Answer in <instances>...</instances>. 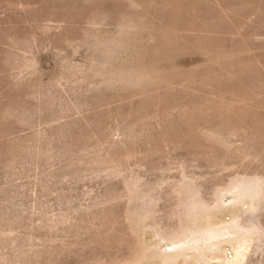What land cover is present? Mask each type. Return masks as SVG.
I'll use <instances>...</instances> for the list:
<instances>
[{"label":"rangeland","instance_id":"rangeland-1","mask_svg":"<svg viewBox=\"0 0 264 264\" xmlns=\"http://www.w3.org/2000/svg\"><path fill=\"white\" fill-rule=\"evenodd\" d=\"M263 162L264 0H0V264H111L158 235L126 182L155 196L199 177L211 201L231 168ZM173 190L155 196L170 229ZM210 215L264 231V199ZM250 240L244 261L228 245L180 264H264Z\"/></svg>","mask_w":264,"mask_h":264},{"label":"bare ground","instance_id":"bare-ground-1","mask_svg":"<svg viewBox=\"0 0 264 264\" xmlns=\"http://www.w3.org/2000/svg\"><path fill=\"white\" fill-rule=\"evenodd\" d=\"M137 75L138 74L134 75V73L133 74H123L122 76L120 75L121 76L120 80L121 82L135 83L137 81H140L143 78V76H140L141 79H139L138 76L140 74L138 76ZM115 79L118 80L119 78H115ZM239 130L240 129H238L237 131ZM244 133L241 134L242 137L240 135L241 139L244 137V135L248 136L246 132ZM249 133L250 132H248V134ZM214 135L216 136V138H218V140L221 139L224 142L226 139H228L231 142V143H227L228 145H231L233 143L231 139L233 136H235V134H231L229 135V137L227 136L219 137L217 133H215ZM254 137H255L256 142H258L257 141L258 138L256 137V135L252 136V138ZM246 139L248 140V143L244 144V142H247V141H243L244 140L243 139L241 140L242 141L241 143L243 144H240L237 142L235 146L236 147L235 151L238 152L239 156L241 157L240 159L242 160V162L246 161L253 154V153H250L251 150H248L250 147V145L248 144H251L250 141L251 140L253 141V139L251 138L249 139L246 138ZM255 143H253L252 145H254ZM255 146H253V148H255ZM254 150L252 149V151ZM256 154L260 155L258 153H255L254 156H256ZM106 157H109V156H106ZM257 157L259 156H256L254 159H256ZM221 167L224 168L225 165L221 164ZM231 170L233 173L230 175V177H228V179L225 182L220 183L216 186L211 201L206 200L207 198L204 199L203 195L202 197L200 196L201 191L199 194L198 187L201 185V183L199 186L197 184V180L199 181L200 179L199 177H197L198 179L195 180L196 179L195 176H194L195 179L190 178V177L188 178L187 175H186L187 177L181 176L182 179L180 178L181 180H179L178 183H177L178 180L176 181V184L174 183L176 186L175 185L172 186V187L175 186L174 187L175 190H173L174 188L169 190L171 191L170 194H172V197H173V193H172V190H173L174 194L176 195V196L174 195V198H177V201H176L177 203H174L176 199H174V202L172 201L174 204H176V206L174 205L176 209L174 213L171 212L173 215V218H169V219L176 221L174 220V218H176L178 224L176 225V227L172 229H170V226L169 228H166L165 226H163L165 223L163 224L162 222H160L162 218L158 220L159 215L157 214L156 211L157 210L159 211V209L161 208L155 211V207L158 204L163 202L162 201L163 199L161 200V202H159L161 198L157 200L155 196L157 194L162 195V192L164 193L165 191L163 190L161 191V193H159V192H156L155 190H152V192L157 193V194H154L155 196H153L150 193L151 191L149 190L148 186L146 190L142 189L141 188L142 186L140 187L139 181L142 179L141 178L140 180L135 179L138 176L130 180L129 183L126 182L125 183L127 184L126 189L128 190L127 199L129 201L134 202V204L140 203V205L144 208L146 213L149 214L152 217V219L154 218L156 220V223L155 222L154 223L157 229L156 228L154 229L158 230V235L152 241L141 239L142 237L139 238L138 240L136 238L134 240V241H137L136 244L133 247L129 246L131 248L130 249L131 252L127 257L116 258L117 259L116 261H112V263L111 262L110 263L113 264L114 262V264H180V262L189 263L190 261L194 259L199 260L202 263H208L214 258H219V256L227 257L226 256V251H227L226 246L228 245L232 246L234 250L236 251V253L238 254V256L242 257L240 262L244 261L245 257L250 253L251 248H252L250 238L253 235H260L264 237V231L261 228L263 225L262 226L246 225L245 221L242 219L240 215H237L235 219H233L232 221L228 223H217L213 221L215 216H211L210 214L215 213L216 216L221 217L223 216L224 211H226V209H230L231 212L233 211L236 212L244 207H247V208L254 207V202L256 200L260 201L264 199V172H256V173L250 174L248 172L246 173L244 171L243 172L238 171L237 168H231L230 171ZM166 183L169 184L168 187L170 188V182L168 181ZM164 194H166V196L165 195L164 196L167 198L170 195V194L168 195V193L166 192ZM164 196H162V198ZM226 196L231 197L228 204H227L228 201L225 199ZM172 197H170V199ZM127 199H126V202H127ZM129 201L128 203H131ZM156 201H158V204ZM156 208H158V206ZM130 210H132V207ZM128 216L129 215H127L126 218H128ZM130 218L131 216H129L128 218L129 222L132 223L131 221H133L135 217L132 220H130ZM135 222L133 221V223ZM138 222L140 223V221ZM139 223L137 224L139 225ZM133 228H134V231L132 232H135L137 230L136 228L138 227H136V225L134 224ZM98 264H109V263L101 262Z\"/></svg>","mask_w":264,"mask_h":264}]
</instances>
